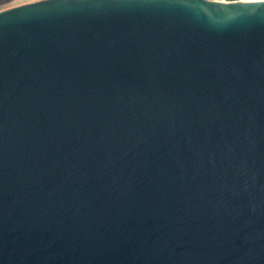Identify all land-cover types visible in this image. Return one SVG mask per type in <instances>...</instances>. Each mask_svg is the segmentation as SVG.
<instances>
[{"label": "water", "instance_id": "obj_1", "mask_svg": "<svg viewBox=\"0 0 264 264\" xmlns=\"http://www.w3.org/2000/svg\"><path fill=\"white\" fill-rule=\"evenodd\" d=\"M0 264H264V0L0 11Z\"/></svg>", "mask_w": 264, "mask_h": 264}, {"label": "built area", "instance_id": "obj_2", "mask_svg": "<svg viewBox=\"0 0 264 264\" xmlns=\"http://www.w3.org/2000/svg\"><path fill=\"white\" fill-rule=\"evenodd\" d=\"M40 0H0V11Z\"/></svg>", "mask_w": 264, "mask_h": 264}]
</instances>
